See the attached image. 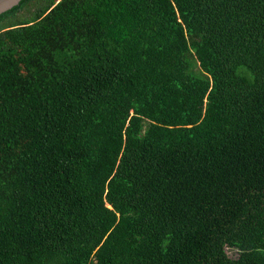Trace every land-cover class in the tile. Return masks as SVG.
I'll use <instances>...</instances> for the list:
<instances>
[{"label":"trees","instance_id":"16d2710c","mask_svg":"<svg viewBox=\"0 0 264 264\" xmlns=\"http://www.w3.org/2000/svg\"><path fill=\"white\" fill-rule=\"evenodd\" d=\"M0 264H264V0L0 13Z\"/></svg>","mask_w":264,"mask_h":264},{"label":"water","instance_id":"95a60500","mask_svg":"<svg viewBox=\"0 0 264 264\" xmlns=\"http://www.w3.org/2000/svg\"><path fill=\"white\" fill-rule=\"evenodd\" d=\"M18 2L19 0H0V13L10 9Z\"/></svg>","mask_w":264,"mask_h":264},{"label":"rangeland","instance_id":"374dc122","mask_svg":"<svg viewBox=\"0 0 264 264\" xmlns=\"http://www.w3.org/2000/svg\"><path fill=\"white\" fill-rule=\"evenodd\" d=\"M20 18H21V13H18L17 16L14 17V21L16 19H20ZM225 252L229 256H233L234 255V253L230 249H228V248L227 249L225 248Z\"/></svg>","mask_w":264,"mask_h":264}]
</instances>
